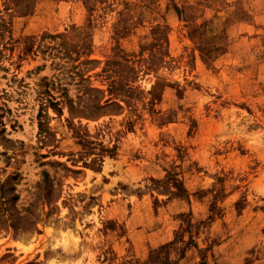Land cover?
<instances>
[{"label":"rangeland","instance_id":"rangeland-1","mask_svg":"<svg viewBox=\"0 0 264 264\" xmlns=\"http://www.w3.org/2000/svg\"><path fill=\"white\" fill-rule=\"evenodd\" d=\"M29 4L0 0V264H264V0Z\"/></svg>","mask_w":264,"mask_h":264},{"label":"trees","instance_id":"trees-1","mask_svg":"<svg viewBox=\"0 0 264 264\" xmlns=\"http://www.w3.org/2000/svg\"><path fill=\"white\" fill-rule=\"evenodd\" d=\"M37 0H26L27 3L31 2V4H29L27 7H31L32 4L36 2ZM26 7V6H25ZM33 8V6H32ZM32 12V10H31ZM30 11L27 13V15H30L31 13ZM53 38H60V36H53ZM58 46H63V44H58ZM88 91L92 92V93H96L97 90L95 89H92V88H86ZM65 97H66V94H65ZM109 102V101H108ZM113 102H110L108 103V105L112 104ZM72 104V102H71ZM70 104V109H75L73 105ZM51 109L57 113L60 112V110H58V105L57 103H54L52 101H49V104H48ZM102 107H97L96 109H101ZM46 105L42 106L40 109H39V113L37 115L38 117V134L42 137V142H45V140H47L50 136V133L48 131V126H47V119H46ZM46 178H44V183L46 184Z\"/></svg>","mask_w":264,"mask_h":264}]
</instances>
